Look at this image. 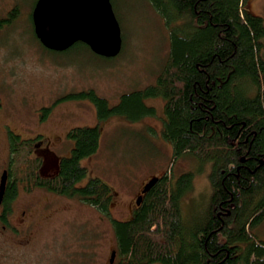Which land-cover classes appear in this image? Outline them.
<instances>
[{
    "label": "trees",
    "instance_id": "1",
    "mask_svg": "<svg viewBox=\"0 0 264 264\" xmlns=\"http://www.w3.org/2000/svg\"><path fill=\"white\" fill-rule=\"evenodd\" d=\"M148 2L170 36L156 83L124 93L113 107L92 90L67 97L90 99L101 120L131 121L156 116L145 100L162 99V137L171 143L174 159L190 156L210 165L212 195L203 221L189 225L182 201L193 189L194 174L172 170L152 176L143 188L158 181L143 194L132 219L112 220L114 264H264V240L254 234L264 222V16L250 13L248 0ZM78 45L91 51L83 42L65 51ZM67 137L73 143L70 156L61 158L55 175L44 176L41 159L33 157L34 140L9 136L4 209L22 186L75 198L110 215L113 191L107 183L90 178L77 186L88 176L81 161L99 150V127L73 128ZM21 149L29 150L27 158Z\"/></svg>",
    "mask_w": 264,
    "mask_h": 264
},
{
    "label": "rangeland",
    "instance_id": "2",
    "mask_svg": "<svg viewBox=\"0 0 264 264\" xmlns=\"http://www.w3.org/2000/svg\"><path fill=\"white\" fill-rule=\"evenodd\" d=\"M36 1L0 0V178L11 167L12 134L28 142L33 139V157L40 155L41 147L45 171L53 174L58 158L71 154L68 131L97 126L100 147L81 161L88 176L77 186L100 178L111 187L113 201L109 215L75 198L21 186L12 219L19 227L20 219L30 226L18 233L0 231V264H108L116 251L112 220L132 219L142 184L172 170L194 174L182 210L187 224L202 222L212 195L210 165L190 156L173 158L171 143L161 135L162 99L145 100L156 108V116L131 121L121 116L101 120L90 99L67 97L92 90L113 107L124 93L155 84L170 49L165 20L148 0H113L123 37L119 56L96 55L82 45L53 51L44 48L35 34ZM246 9L264 16V0H248ZM28 152L20 150L22 157ZM254 234L264 240V222Z\"/></svg>",
    "mask_w": 264,
    "mask_h": 264
},
{
    "label": "water",
    "instance_id": "3",
    "mask_svg": "<svg viewBox=\"0 0 264 264\" xmlns=\"http://www.w3.org/2000/svg\"><path fill=\"white\" fill-rule=\"evenodd\" d=\"M35 33L44 47L65 51L77 42H83L96 55L117 57L123 49L120 22L112 0H37L33 10ZM8 171L0 180V207L6 191ZM158 178L150 180L142 194L154 186ZM142 196L137 199L140 205ZM113 251L108 264H114Z\"/></svg>",
    "mask_w": 264,
    "mask_h": 264
},
{
    "label": "flooded vegetation",
    "instance_id": "4",
    "mask_svg": "<svg viewBox=\"0 0 264 264\" xmlns=\"http://www.w3.org/2000/svg\"><path fill=\"white\" fill-rule=\"evenodd\" d=\"M56 138L58 139V136H56ZM55 141L51 142V143H55ZM40 149H41V147L38 148V151H39L40 155H37V157L41 159V164H42L41 173H42V175H44V176H53V175H55L57 173V171H58L59 162H60L61 159L59 160V158H58V163H57V167H56L55 173H53V174L48 173L47 174V172L45 171L46 160H45V157L43 156V154L40 152ZM142 190H143V186L141 188H139V191L137 192V195H136V198H135V206L138 205L137 204V199H138L139 196H142V201H143V194L141 193ZM142 201H141V203H142ZM14 210H15L14 203L13 204L11 203V205L9 206V209H6V208L4 209V207H2V204H1L0 216H2V217L6 216L5 219L0 220V231H1V233H6V232H12V233L16 232V233H18V232L22 231L24 229V227L28 228L30 226V224L28 222H23L22 223L21 219L19 220L20 223H21V225H20L21 227H19L17 224H15L13 222V219H12V215L14 213ZM25 213H26V211L23 210L21 215L24 216ZM33 217H35V212L33 214Z\"/></svg>",
    "mask_w": 264,
    "mask_h": 264
}]
</instances>
